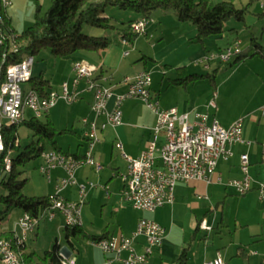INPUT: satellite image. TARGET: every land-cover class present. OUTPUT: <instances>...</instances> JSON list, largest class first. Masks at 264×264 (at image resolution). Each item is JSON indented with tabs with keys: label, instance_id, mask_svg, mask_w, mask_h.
Returning <instances> with one entry per match:
<instances>
[{
	"label": "crops",
	"instance_id": "1",
	"mask_svg": "<svg viewBox=\"0 0 264 264\" xmlns=\"http://www.w3.org/2000/svg\"><path fill=\"white\" fill-rule=\"evenodd\" d=\"M51 2L52 0H12L4 13L8 20V27L4 32L25 30L33 22L36 11L44 14ZM138 19V15L132 16L130 21ZM149 19L145 27L146 34L143 35L145 40L136 38L130 45L129 42L124 45L120 36L116 45L112 44L96 52L80 53L73 63L82 61L85 64L100 66L101 75L112 76L113 80L109 85L114 94L125 91V86L121 83L124 77L148 72L151 76L152 99L160 109L174 108L180 114L188 113L191 121L194 120V115L206 114L209 122L214 119L223 128L243 118L242 139L249 140L251 144L233 145L232 156L228 160L220 159L217 162L214 178H220V183L179 182L174 188L172 204H166L152 213L135 210L122 199L120 176L125 174L126 162L113 145L119 142L127 157H138L150 140L156 117L141 101L126 100L120 106L121 125L115 129L106 128L99 133V142L93 155L94 160L102 165V169L96 172L90 166L79 168L75 172L76 185L65 186L59 196L65 201L79 202L77 186L85 187V196L81 199L83 204L79 212L80 227L89 236L131 237L140 219L152 220L159 224L164 229V239L160 248L150 256L148 264H176L184 248L187 249L186 264H202L203 261L215 258L218 253L227 264H264V208L261 207L264 203L259 201L257 192L258 184L264 183V118L259 111L264 106V60L252 57L238 62L236 66L230 67L235 70L230 69L232 71L226 73L225 79L219 83L216 80L212 83L208 79H201L186 85H176L174 81H182L191 74L207 75L206 71L211 70V65L217 62L211 63L206 70L203 64L199 63L200 60L206 54L220 51L238 39L222 34L219 38H208L213 41L206 39L200 45L194 41L195 27L178 22L171 12L159 11L153 13L150 22ZM247 46L248 44L245 48ZM128 47L131 51H128ZM125 52L128 53L127 56L123 55ZM35 64L31 78L43 77V67ZM227 66L229 67V64ZM200 68L206 73L202 74ZM215 69L218 71V67ZM73 76L70 66L65 79L62 80V83H68L70 90ZM62 83L52 80L48 82L46 91L60 93ZM51 85L55 88H50ZM77 91L79 99L76 102L66 105L60 101L41 119L49 120L61 132L69 131L62 135L73 138V141H68L67 146L56 140L57 148L69 154L83 156L87 149V140L83 136L81 119L91 118L89 106L92 93L86 92L83 82L78 85ZM211 102L213 107L210 106ZM106 106L111 110L113 99L109 100ZM29 112L32 118V112ZM163 138L161 134L158 148L163 143ZM243 153L248 156L249 176L252 180V190L249 192L253 193L248 201L254 204L260 213H235L229 217L225 214L224 207L228 197L236 193L228 186V182L242 177L239 157ZM63 173L59 168L50 171L49 177L45 176L46 182L37 183L34 188L36 194L30 197L55 194ZM23 214L21 210H12L2 223L1 230L12 231L14 223ZM202 220L211 226V231L199 228L198 224ZM64 227L61 214H57L52 220L42 219L36 230L27 236L26 241L46 236V250L57 241L60 251L66 256L73 255L76 264H103L107 261L110 264H124L122 260L126 258L127 253L122 252L119 258H116L115 253H104L99 247L91 246V240L85 238L87 245L83 249L79 251L71 240L70 248L63 242ZM26 241L22 253L38 255L33 248L28 250ZM145 242V237L135 238L133 247L136 253L143 252ZM34 261L31 264L37 263Z\"/></svg>",
	"mask_w": 264,
	"mask_h": 264
},
{
	"label": "built area",
	"instance_id": "2",
	"mask_svg": "<svg viewBox=\"0 0 264 264\" xmlns=\"http://www.w3.org/2000/svg\"><path fill=\"white\" fill-rule=\"evenodd\" d=\"M12 0H0V26L3 25L5 10L11 5ZM148 19L140 18L130 25V31L137 36L146 34L145 27ZM9 43L10 51H16L15 35L0 33V46ZM122 44H128L122 39ZM240 41L236 40L226 48L206 54L200 64L207 70L211 63L227 65L240 53ZM127 56L128 53L123 54ZM5 58V54H3ZM34 58L26 57L19 63L6 67L4 79L0 83V152L3 151L2 127L3 125L19 124L24 120L26 110L32 112L34 118H41L58 102L70 105L79 99L78 85L83 82L86 92L92 93L90 107L91 118L81 119L84 128L83 136L87 140V149L83 156L74 158L56 151H46L40 156L42 164L39 166L41 175L49 177L50 171L61 169L64 176L59 179L55 194L49 196V208L38 217L23 214L14 223L12 237L0 240V264H24L17 252L25 244L27 236L32 234L42 219L52 220L61 214L66 227L81 225L80 209L83 204L81 199L85 196V187L78 185L79 202L65 201L59 192L68 185H76L75 172L83 166H90L96 172L102 165L94 160L93 151L99 142V133L106 128L121 125L120 106L126 100L137 99L141 101L152 113L155 124L151 128V137L144 151L136 157L129 158L123 153L121 143L115 146L120 151L121 157L126 162L125 174L120 176L122 182L121 196L124 202L133 209L152 213L156 209L172 204L174 201V188L179 182L203 181L207 184L220 183V178H214L217 162L228 160L232 156V146L239 143L250 145L242 139L243 118L234 121L229 127L223 128L216 120L208 121V115H194L190 120L188 113H179L176 109H160L157 102L153 101L151 94V76L148 72H141L134 76L124 77L121 83L125 91L114 94L111 83L112 76L101 75L100 66L75 62L72 66V89L67 82L62 83L60 93L48 92L40 96L35 90L29 88L23 91L21 84L29 82L32 76ZM113 99V108L107 109L109 100ZM210 106H214L213 102ZM264 118V106L260 109ZM99 119H102L101 121ZM163 134V143L158 148L160 135ZM240 171L242 177L228 182L237 195H245L252 190V180L249 176V160L247 154H241ZM6 170L10 168L9 157L4 159ZM92 187V184H90ZM259 201L264 203V183L257 186ZM199 228L211 231V226L205 220L200 221ZM145 237L142 253H136L133 243L136 237ZM164 229L152 220L140 219L131 237L113 236L98 241H89L91 245L99 247L104 253L113 252L116 258L122 252L127 253L124 264H148L153 252L160 248L164 239ZM61 264H76L73 255L66 256L59 253ZM103 264H110L107 263ZM202 264H227L218 253L215 258L203 261Z\"/></svg>",
	"mask_w": 264,
	"mask_h": 264
},
{
	"label": "trees",
	"instance_id": "3",
	"mask_svg": "<svg viewBox=\"0 0 264 264\" xmlns=\"http://www.w3.org/2000/svg\"><path fill=\"white\" fill-rule=\"evenodd\" d=\"M234 0L213 3L211 0H52L47 11L40 14L39 10L34 15V20L25 30L16 34L12 31L8 33L15 35L16 51H10L9 43L0 46V83L4 79L6 67L10 64L19 63L26 57H34L40 50L47 49L55 58H68L77 51L96 52L104 50L110 46V40L106 37H93L82 33L83 25H90L102 30L113 29L111 18L106 17L107 7H116L123 11L136 13L140 18L149 19L154 11L171 12L180 23H188L195 27L196 36L194 41L200 45L208 38H219L224 34V21L234 18L237 21L243 20V9L235 8ZM1 14V13H0ZM5 16V15H4ZM136 21V20H135ZM134 21L128 22V31L122 32V39L132 42L138 36L130 31V25ZM8 27L7 17H3V25L0 26V33ZM257 43V39L251 37L249 45L240 50L229 64V67L240 61L252 57H259L264 60V49ZM5 54V58H3ZM207 75L191 74L182 81L175 82L176 85H186L201 79H208L215 82V72ZM30 88L35 90L40 96H46L49 87L47 80L39 76L29 80ZM19 126H24L31 132V141L20 148ZM67 130L59 131L48 120L41 118H30L19 124L3 125L2 139L3 151L0 152V240H7L12 237V231H3L2 223L8 218L12 210H21L31 217H38L50 206L49 196L29 197L22 193L26 183L21 179L20 168L34 158H38L45 151H56L74 158H79L75 154H69L57 148L56 137ZM15 152V155L13 153ZM9 157L10 168L4 167V159ZM81 225L64 227V240L72 248L71 239L82 237L91 241L106 239L102 236H89ZM23 247L18 249L20 258L24 264H61L60 245L57 241L50 249L41 255L24 254ZM187 263V249L180 253L176 264Z\"/></svg>",
	"mask_w": 264,
	"mask_h": 264
},
{
	"label": "rangeland",
	"instance_id": "4",
	"mask_svg": "<svg viewBox=\"0 0 264 264\" xmlns=\"http://www.w3.org/2000/svg\"><path fill=\"white\" fill-rule=\"evenodd\" d=\"M211 1L213 3H219L222 1H228V0H211ZM233 3L235 5V8L244 10L243 20L237 21L234 18H231V19H228L227 21H224L223 30H224L225 36L231 35L228 38L237 37V39L241 43L240 46L242 48H244L247 44L249 45V39L255 36L257 39V43L262 45L264 49V0H234ZM159 11L160 10L152 12L148 22L152 20L151 18L153 16V13H156V12L159 13ZM105 14H106V17L111 18L110 21L112 23V26L114 27L113 29L102 30V29H98V27L95 28L90 25H83L82 33L88 36H93V37H96V36L106 37L111 42L110 46L112 44L116 45L115 43H117L118 40L120 39L122 32L128 31V22L131 20V17L137 16V14L130 12V11H123L116 7H107L105 10ZM23 30L16 29L15 33L19 34ZM138 38H140L141 40L146 39L143 36H138ZM224 39H226V37ZM136 40L129 42V45ZM208 41L211 42L213 40L208 39ZM130 47H128V51H131L129 50L131 49ZM80 53H84V51H77L73 53L71 56H69L68 58L60 59V58H55L52 55H50V52L47 49H43V50H40L38 54L34 55V64L36 63V64L41 65V67H43L42 69H44V71H43L42 76L44 77L45 80H47L48 82L54 80L55 83L58 82L59 84H61L62 80L65 79V76L68 71V67L73 66V60ZM77 61H80V60H77ZM227 65H222V64H219L218 62L217 64H212L211 67L213 68L206 72L211 73L212 71L216 70L215 68L218 67V71L215 72V80L217 81V83H219L220 81L225 79L226 73H229L230 71L235 70V69H232L233 67L230 68ZM200 71H202V74L206 73L205 70L201 69ZM21 88L23 91H27L30 88V84L29 83L21 84ZM50 88H55V87L54 85H51ZM30 118H31L30 112L26 111L25 119L28 120ZM41 120L46 121L45 118H42ZM18 134L20 137L19 139L20 148H22L23 146H25L31 141V136H30L31 132L28 131L24 126H19ZM56 140L58 143L64 144V146H67L68 141L70 140L73 141V138L69 137V135H59L57 136ZM13 155H15V152L13 153ZM41 163H42L41 158L38 157V158H34L30 160L29 162H27L24 166L20 168V170L22 171L21 179L26 180V183L22 190V193L26 196H29V197L34 196L36 194L35 193L36 190L34 189L36 184L39 182H43V183L46 182L45 176L41 175V173L39 172V166L41 165ZM252 193L248 192L247 193L248 195H245L244 197H241L240 195H237V194L235 195L232 193V196L228 197L229 199L224 207L225 214L229 215L230 217L231 215L233 216L235 213H260L255 209V206H253L254 204L248 201ZM261 207L264 208L262 204H261ZM219 210H221V207H219ZM229 220L231 219L229 218ZM64 241L66 240H64L63 238V242ZM26 242H27L28 250L30 248H33L38 253V255L43 254L44 250H46L48 246V241H47L46 236H41L37 240L35 238H31V239H28V241ZM71 242L74 244V246L77 249H79V251L83 249L85 245H87L86 240H84V238L82 237H76L74 239H71Z\"/></svg>",
	"mask_w": 264,
	"mask_h": 264
}]
</instances>
